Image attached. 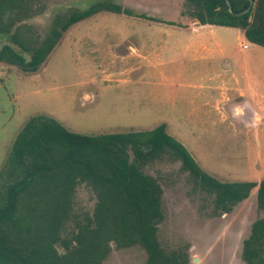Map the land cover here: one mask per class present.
<instances>
[{
    "label": "rangeland",
    "instance_id": "rangeland-1",
    "mask_svg": "<svg viewBox=\"0 0 264 264\" xmlns=\"http://www.w3.org/2000/svg\"><path fill=\"white\" fill-rule=\"evenodd\" d=\"M98 1L103 0H40V11L24 24L43 38L55 16ZM106 1L131 15L102 12L72 25L36 73L0 62V169L24 124L44 115L82 135L148 132L164 125L215 179H263L264 48L242 39L240 29L200 25L185 14L184 0ZM4 43L1 39L0 46ZM217 44L224 53L210 59L206 55ZM202 46L209 50L202 52ZM231 73L242 88L251 87L259 118L241 110L240 100L230 102L235 105L230 112L216 103L217 91L200 90L211 75L227 80ZM141 172L161 189L155 237L166 255L180 258V264H247L245 243L264 219L256 190L223 209L168 153L145 159ZM96 203L90 187L76 186L59 253L77 227L94 225ZM110 246L101 264H147L139 244Z\"/></svg>",
    "mask_w": 264,
    "mask_h": 264
},
{
    "label": "trees",
    "instance_id": "trees-1",
    "mask_svg": "<svg viewBox=\"0 0 264 264\" xmlns=\"http://www.w3.org/2000/svg\"><path fill=\"white\" fill-rule=\"evenodd\" d=\"M40 0H0V62L36 73L63 34L74 24L102 12L131 15L106 0L84 10L55 16L40 38L24 23L40 11ZM186 15L200 25L240 29L247 42L264 48V0H184ZM168 153L223 209L256 189L264 206V178L256 182H221L206 174L189 152L160 125L148 132L82 135L55 119L31 117L13 141L0 169V264H101L110 244H139L147 264H180L166 255L155 233L161 189L141 172L145 159ZM131 154V156H130ZM78 184L97 196L94 225L77 227L72 240L57 250ZM247 264H264V219L245 243Z\"/></svg>",
    "mask_w": 264,
    "mask_h": 264
},
{
    "label": "crops",
    "instance_id": "crops-1",
    "mask_svg": "<svg viewBox=\"0 0 264 264\" xmlns=\"http://www.w3.org/2000/svg\"><path fill=\"white\" fill-rule=\"evenodd\" d=\"M193 30H194V32L197 31L196 29H193ZM241 37H242V39L244 38L243 31L241 33ZM240 48L246 49V46H243ZM200 50L202 52H206L209 49L206 46H202V47H200ZM214 53H217L220 56L222 53H224V48L221 45L217 44L215 50L213 52L209 51L208 55H206V56H209V58L211 59L212 56H214ZM205 81L207 84L200 85L199 86L200 90L201 91L206 90L208 92L209 91L210 92H216L217 91L218 92V96L216 99L217 104L218 103H219V105L222 104L223 107H225V108L229 107L230 112H233L235 109V105H231L230 102H232L234 100H240L242 103L239 104L238 107L241 110L243 108L247 109L248 111H251L252 114H255L256 116H258V118H259L260 115L257 113V109H258L257 106L253 107L251 105V102H252L251 98H255L254 92L251 90V87L249 86V84L245 88H242L240 85V82L236 78L235 74L231 73L230 77H228L227 80L221 79V77L218 74H213L210 77H208ZM234 95H236V96H234ZM246 98H248V100H250V102H248V100L246 101ZM255 190L256 189H254V191Z\"/></svg>",
    "mask_w": 264,
    "mask_h": 264
}]
</instances>
